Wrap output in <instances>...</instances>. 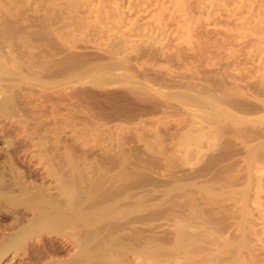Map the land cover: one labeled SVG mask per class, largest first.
I'll return each instance as SVG.
<instances>
[{
    "label": "rangeland",
    "instance_id": "374dc122",
    "mask_svg": "<svg viewBox=\"0 0 264 264\" xmlns=\"http://www.w3.org/2000/svg\"><path fill=\"white\" fill-rule=\"evenodd\" d=\"M2 1L5 2L6 0H0L1 8L3 5ZM49 1L47 0L51 5H49V7L45 6L49 4L45 0L42 1V4L39 2H36V4L32 3V6L34 4V6H38L40 13H38L39 10L36 11L37 13L34 14V16L31 15L32 13L27 14L26 12L25 15L24 13H20L25 20L12 9L5 11L3 8V10L0 8V33L3 32L5 27L7 28L8 24V27H10L13 21H16V24L13 23L12 25L17 26L18 22L20 23L21 21H28L31 23V21L36 20L37 22L35 21L36 25L34 23V26H30L28 23L24 24L26 26L25 32L27 33L29 30L30 34L31 32L32 34L37 32V34L40 35H37L40 41L37 40V37H34L36 39H30V42L25 46L27 50H16L17 52L14 54H17L14 56L16 58L13 57L17 62H15V64H17L16 66L12 59H10L13 62L12 64H14H11L12 66L9 64L11 63L9 60L2 61L3 59H0V64L5 68H10L12 71L13 68H17L18 66L21 76H26L29 72L31 73V71L35 73L38 71L37 73L45 74L44 78L47 77L46 74H48V78L44 80L46 85L41 87H28L25 85L28 84L27 81L19 77L20 82L18 81V83H21V86L20 88H14V93L19 102L17 101L18 104H16L14 110L22 111L21 113L19 112V114L18 111H16V113L13 111L14 114L11 112V118L10 114L9 117L1 116L0 118V170L3 169V167L6 168V166L9 168L11 163L14 164L13 167L16 170L13 168V171L15 170V173H20L19 175L21 176L23 175V181H25L26 185L33 187L40 186L43 188V191H45L46 188L45 192L47 194L50 193L51 199L47 194L45 197L44 194L45 199L48 201L50 199L51 202L56 203L62 202V205L60 204L61 206L64 204V197L56 196V192L59 193V191L62 190L59 189L60 187L58 184L60 181L58 178L66 180L68 176H73V178L77 176L78 178L82 177L81 175H83L84 179H90L89 182L85 180L87 181L86 183L93 182L95 179L96 183H94L95 181L93 182L94 184L92 183L94 187L91 188V190H87L92 197L101 193H106L105 195L107 196L110 193L117 192L119 189L127 191L126 189H128L129 186L136 184L135 186H137V189L132 190L136 192L133 198H139L140 200V198L146 196L149 192L150 194L148 195L150 196L163 198L166 196L164 194L165 192L168 190V192L172 191V188L170 189L168 185L172 183L171 181H173V183L175 179L182 181L181 178H186V176L193 171L195 174H204L206 176L203 175L204 177L201 176L197 178L200 185H203L201 184L203 180L204 184L206 180L208 182L206 178L210 177L209 180L215 178L214 181L216 184L217 182L219 183L217 185L218 187L214 185L215 183L213 180L208 182V186L211 185V187H209L210 189H212V186H215L212 189L213 191L223 186L220 182L226 185L225 183L228 182L225 181L227 180L230 181V185L235 187L233 192L231 191V194H233V196L237 195V190L244 186L241 183L238 185L235 184V186L231 184V182L235 181V179L239 177L238 175H240V173L237 174V176L235 175L236 172L239 171L236 169L239 167L242 170V175V172L245 170L244 167L246 166L243 165L244 156L247 155L246 151L248 152V150H250L248 148H254L256 144H259V141L261 143L263 142L262 140H264V137L259 139L260 136H257L258 138L253 136L261 132L264 134V131L259 130V127L261 129L264 125L258 124V122H251L263 116L256 113L258 116L256 117L253 111L258 110V108L264 111V109H262L264 108V0ZM14 4L12 3L10 5L14 6ZM53 7L56 8L53 10ZM48 10H50L51 15ZM73 15H75V17ZM27 17L29 18L27 19ZM5 18L9 19V22L7 21V26L5 24L7 23L5 22ZM37 19H39V21ZM57 22H59V24ZM63 22L67 23V25L63 24ZM60 23H62V26H60ZM82 24L83 28L80 27ZM75 25H79L81 29ZM27 27L29 29H27ZM13 28L14 27H12V29ZM74 28L75 32L73 31ZM49 30L51 33H55L51 34ZM50 34L52 37L53 35L54 37L57 36L56 39H59V41L62 39L63 42H57ZM73 34H78L82 38L76 35V37L79 38H76L78 41L76 42ZM2 36L3 35H0V38ZM0 40H2L0 41L2 43L3 39ZM13 40L17 44L18 39H10L9 41L13 42ZM19 41L20 40H18V42ZM9 46L11 47V44ZM115 46L121 47L122 50L120 53L111 57L108 50H110V48H115ZM4 47L7 50H4ZM4 47L2 50L5 52H8L9 49L11 50L8 46V48H6V46ZM104 50L108 51V53L106 51L104 52ZM101 55L102 57L99 58ZM92 59H94L93 61L96 60L95 63H97V60H99L98 62L102 61V59L130 62L129 65H131L132 70L129 74L130 78L134 79L133 86L142 88L137 89L138 91L132 90V86L122 85L123 83H120L121 85L117 83L118 86L115 85L116 83H112L107 84V86L95 87L87 82L88 77L72 80L73 76L71 77L70 75L75 73H73V68L76 69L77 67L78 70L84 62L86 66L89 62L88 64L91 66L94 63L91 61ZM4 62L8 63L6 64ZM90 63L92 64L90 65ZM73 64L76 66L73 67ZM117 71L121 70H116L115 72L118 73ZM61 78L62 80L59 81ZM189 78L192 79L189 81V84L192 83L196 85V87L201 86L204 91L208 90L210 91H207L208 93L212 92L213 95L216 94L215 96L223 101H229V112L235 115L238 114V117L242 116V119L237 121L215 120L216 124L220 123L217 126V128H219L216 129L219 132H215L218 134L217 136L212 133L214 130L211 131L212 129H208L206 124H201L202 121L196 118V115L199 113L195 108L188 110L186 107L187 111L185 107L177 101L162 96L168 91L165 92L166 90L160 85L164 83L169 85L174 84L171 86L173 87L172 90L171 87L167 89L173 91L181 87L185 88L187 84L186 81L188 82ZM46 80H48V83ZM178 82L182 83V85ZM192 84H190V87H194ZM126 86H128V89ZM203 86H207V90L204 89ZM196 89L198 90V88ZM202 89H200L201 93L203 92ZM122 90H124L125 93L122 92ZM130 95L134 96L130 97ZM139 103H141V105ZM19 104H21V106ZM162 104L163 106H161ZM150 106L152 108H149ZM239 107L242 108L240 110L244 109L243 111H246V114H239L237 112ZM247 111L251 112L247 113ZM190 112L192 114L195 112L196 114L189 115L191 114ZM201 125L206 127V134L209 133L210 130L212 133L211 136H214H207L209 139L203 140L199 145L200 150H197L194 143H186L182 139L187 136L186 134L189 131L191 133L194 130L193 133L195 132V134H197L198 131L196 132L195 128ZM226 125H229L227 129ZM256 125L258 129H256ZM251 130H253V133H251ZM262 130L264 129L262 128ZM254 132L256 134H254ZM250 134H253L251 138H249ZM8 143L12 146H8ZM224 152L227 154L229 153V158L226 153L224 155L225 157L222 156L223 154L221 153ZM220 156L225 159H222ZM214 159L220 160L215 163L216 160ZM221 160H223V162ZM245 160L247 162V158H245ZM212 161L215 164H213ZM241 164L243 166H241ZM257 164L261 165L262 163L259 162ZM223 165L226 167L227 165L229 166L225 170V166ZM258 165L256 167H258ZM235 166L236 168L234 169ZM203 167L204 169L202 171L201 169ZM51 168L53 169L51 170ZM54 168L56 169L54 170ZM9 169L6 168L5 171ZM231 169L234 171L231 172ZM202 172L204 173L202 174ZM209 172H213V176L214 172L216 174L213 177ZM260 172L264 174V168H260L256 174H260ZM5 174L7 175V173ZM227 175H229V178ZM200 178L202 181H200ZM233 178L235 179L229 180ZM55 179L57 181H55ZM183 180L185 181V179ZM181 184H184V182L182 181ZM83 185L84 184L81 186ZM230 185L229 190L231 189ZM263 185L264 183L262 184L260 202L263 203L261 204L264 209ZM251 188L252 187L249 189L250 194L248 193V197L252 198L254 194ZM72 189L73 188L69 189L70 192ZM205 190L211 192L208 188ZM74 191L77 193L83 190L76 189ZM234 191L236 193H234ZM52 193L55 194H53V196L57 197V200L52 198ZM170 195L173 196V193L167 194L165 199ZM233 196H231L232 198L229 196L230 199L227 203L230 206L233 204L237 205V207L232 206L234 212V210L237 211V209L233 207H240L241 202L239 200L243 198H238L239 196L236 198L235 196L233 199ZM204 197L205 196L200 194L198 196L192 193L189 194V191H186V193L171 198V200L168 199L169 201L164 199V202H161L163 206L161 203L160 205L162 207L158 206L163 210L156 208L157 202L161 199L150 200L151 204L156 202L154 204L156 207L150 206L151 208H148L149 201L147 207L142 209L138 207L137 212H134L136 214L133 216L138 215L137 217H144L147 213L149 215H154L156 214V210H159L158 213L160 211H163V213L161 212L160 215L157 213L159 217L156 216L157 214L154 215L156 218H152L153 220H151V218H149L150 220L143 219L146 224H151L149 227H146L148 226L146 225L144 230V227H140L141 224H144L143 220L142 223L139 222L136 228L140 227L139 230H143V233H148L147 235L151 237L154 235L153 237L155 238L158 236L161 238L162 235L167 238V235H169L168 237L171 240L168 239L172 241L173 237L171 236H173L172 234H174L173 232L175 230L174 224L177 222L174 218L182 220V217L187 215L186 212H184L185 209L187 212L192 210L199 214V217L204 221L209 217L211 218L210 215L213 214L211 210L214 206L208 210L210 208V202L208 200L207 203V199L209 198ZM247 199L250 200V198ZM247 199L243 200L242 205L247 207L248 204H252L251 207L253 208L254 203H251L252 199L250 202L247 201ZM198 200H200L199 202L201 204L197 202ZM205 201L208 206H206L207 204ZM244 201H247V205H245L246 202ZM0 203L2 204H0V211L2 212H0L1 238L4 237L7 232H13V230L10 229L13 219L9 214V208H6L7 204L4 202V204L2 202ZM176 203L179 204V207H177ZM202 204L204 207L206 206L209 208L203 209ZM218 204H223L224 206L228 205L220 202ZM218 204H216V206H218ZM197 205L202 209L198 210V207H196ZM3 206H5L8 211H5ZM139 206L144 207V204ZM164 206H166V209L163 208ZM171 206L175 208L177 213ZM181 206L182 209L184 207L185 209L182 210ZM216 206L215 208L219 209V206ZM189 207L195 208H190V210ZM177 208H180L179 210L183 212L176 210ZM215 208L213 215H216V220H221V217L224 218L225 215L222 206H220L221 209H219L221 213L218 212L221 216H219V218L217 217L219 214L215 212L217 211ZM247 208L251 209L250 206ZM247 208H245V210ZM143 209H147V211H144L145 214ZM232 209L230 208L229 211ZM167 210L170 213L172 210V214ZM200 210H207V213L202 211V215V212L198 213ZM179 212H181L182 217L179 215ZM230 212L229 218L235 216L232 211ZM184 213L186 215H184ZM189 213L190 212H188V214ZM242 213L241 215H247L246 217H249L248 214H245V211ZM148 214L147 216H149ZM177 214L179 217L176 216ZM167 215L173 216H169L171 217L169 219ZM205 215L206 217L209 215V217L205 218ZM166 217L168 219H165ZM215 217L212 216L213 219H215ZM237 217L238 216L232 217L233 220H229L234 222L235 220L237 221V219L240 221L239 218H242L241 216ZM246 217L245 219H247ZM212 218L211 220L209 219L210 221L207 220V222L214 221ZM171 219H173V221ZM180 220H178V222ZM179 223L181 224L182 221ZM3 230L5 231L3 232ZM155 234L158 236H155ZM184 234L186 235L185 230ZM184 234H182V236L186 237L187 235L184 236ZM48 235L49 234H46V236L43 235L42 237V242L45 247L41 246L40 243L38 247L36 241H30L29 244H31L27 250H21L16 255L11 252L7 253L0 261V264H38V261H40L39 264H43L47 261L50 262L55 259L62 260L67 258L68 255L66 251H68L69 247L65 249L64 254L62 251L53 252L55 248L58 249L65 244L68 245L66 243L67 237L55 232ZM52 246H55V248ZM49 257H52V260ZM173 261L179 262L177 259ZM172 263L169 262V264ZM195 263L198 264V261Z\"/></svg>",
    "mask_w": 264,
    "mask_h": 264
},
{
    "label": "bare ground",
    "instance_id": "6f19581e",
    "mask_svg": "<svg viewBox=\"0 0 264 264\" xmlns=\"http://www.w3.org/2000/svg\"><path fill=\"white\" fill-rule=\"evenodd\" d=\"M42 1H44V0H6L5 2L2 1V3H3L2 8L5 11H9L12 9L15 13L19 14L20 16H21L20 13H24V15H25L26 12H27V14L32 13L31 15L34 16V14L37 13L36 11L39 10L38 13H40V9L38 8V6L37 5L34 6V5L36 4V2L37 3L39 2L42 4ZM45 1L47 2V0H45ZM49 2H51V1H49ZM49 2H47V3H49ZM76 2H77V0H76ZM12 3L13 4L16 3L17 5L14 4V6H15L14 7L13 5H10ZM32 3H35V4L32 6ZM81 4H83V3H81ZM49 5H50V3L46 4L45 6L49 7ZM89 5H90V3H89ZM53 6H54V4H53ZM0 8H1V6H0ZM50 8H52V7H50ZM55 8L53 7V10ZM50 10H52V9H50ZM50 10H48L49 13H50ZM3 14H5V13H3ZM50 15H51V13H50ZM73 16L75 17V15H73ZM5 17L8 18L7 16H5ZM21 17H23V16H21ZM28 18L29 17H27V19ZM22 19L25 20L24 17ZM37 20L39 21V19H37ZM7 21L9 22V19H6L5 22H7ZM35 21H31V23H29L28 21H21L20 23L18 22L17 26L12 25L13 23L16 24V21L15 22L13 21V22H11L12 24H10L12 27H14L13 29L11 26L8 27L9 26L8 22L5 23L6 26L8 24V26H7L8 29L5 27V29L3 30L4 27L2 25L3 32L0 33V35H3L0 38V39H3V42L2 43L0 42V59H3L2 61L9 60L11 62L9 64L11 65L13 62L10 59L14 60V58H16V57H14L17 55V54L14 55L15 52H17L16 50L21 51V50H24L25 48H27L25 46H26V44H28L30 42L31 38L36 39L34 37H37V40L40 41V38H38L40 35L37 34V32L36 33L33 32L34 34H32V32L30 34L29 30L27 33L25 32L26 26L24 24L28 23V24H30V26H34V23L36 25V22H37V21L36 22ZM47 22H48V20H47ZM57 23L59 24V22H57ZM5 24H4V26H5ZM61 24L62 23H60V26H62ZM63 24L67 25V23H65V22H63ZM78 24H80V23H78ZM83 24L80 26L81 28H83ZM45 26H46V24H45ZM58 27H59V25H58ZM73 27H74V25H73ZM76 27H79V25H77ZM9 28H11V29H9ZM27 29H29V28L27 27ZM63 29H65V28H63ZM90 29H91V27H90ZM74 30H75V28L73 29V31ZM49 32H50V30H49ZM79 32H80V30H79ZM53 33H55V32H53ZM53 33H51V34H53ZM51 34H50V36L52 37ZM37 35H39V36H37ZM73 35L75 36V38L73 37L74 39L77 38L76 35L81 37L78 34H76V35L73 34ZM48 36H46V37H48ZM56 37H54V35H53L52 38L56 39ZM65 37H66V34H65ZM52 38H50V39H52ZM8 39L9 40L10 39L11 40L12 39H18L20 41L18 42V40H17V44H16V42H14V40L12 42V41H9ZM77 39H79V38H77ZM77 39H76V42H78ZM0 41H2V40H0ZM56 41L58 42L59 39L58 40L56 39ZM60 41L63 42L62 39ZM33 42H32V44H33ZM10 44H11V47L9 46ZM4 46H6V48L10 47L11 50L9 49L10 51L8 50V52H5L4 50H7V49H5ZM3 47H4V50H2ZM25 50H27V49H25ZM28 50H30V49H28ZM121 50H122L121 47L115 46V48H112V49L110 48V50H108V51H109V55L112 57L113 55L120 53ZM105 51L106 50H104V52ZM108 51H106V52L108 53ZM27 55H28V53H27ZM101 57H102V55L99 58H101ZM17 58H19V57H17ZM93 60L94 59H92L91 61H93ZM82 61H84V60H82ZM95 61H93L94 63L92 62L93 65H91L92 63H90L91 66H89V64H88L89 62L87 63V66H86V63L84 62L85 65L81 64V67L80 68L78 67L79 68L78 70H77V67H76V69L73 68V73L74 72L75 73L73 75L72 74L70 75L71 77L73 76L72 80H75V79L78 80L81 77H88L87 82L89 84H91V86L94 85L95 87L96 86L99 87V86H103V85L107 86V84H112V83H116L115 85H117V83L118 84L123 83L122 85L132 86L133 87V88H131L132 90H137V89L142 88V87L133 86L134 85V82H133L134 79L130 78V74H129L130 71L132 70L131 65H129L130 62H121V61H113V60L108 61V59H106V60L102 59V61H100V62H98L99 60H97V63H95ZM15 62H16V60H14V64H15ZM4 63H6V62H4ZM14 64H12V65H14ZM16 65L17 64H15V66ZM75 66L76 65H74L73 67H75ZM116 70H121L123 72L117 71L118 73H116L115 72ZM134 70H136V69H134ZM26 72H28V71H26ZM37 72L38 71H36V73L31 71V73L29 72V74H27L26 76H21L19 74L20 69L18 68V66H17V68L16 67L13 68V71H12V70H10V68L9 69L5 68L2 64H0V118H1V116L2 117L3 116L9 117V114L11 112L14 114V112L16 113V111H18V114H19V112L21 113V111H22V110L21 111L20 110H14L16 104H18L17 101L19 102V100L17 99V96L14 93V88L15 87L20 88V86H21V83H18V81L20 82L19 77L23 78L22 80L27 81L28 84H25V85L28 87H32V86H40L41 87V86L46 85L44 80L48 78V74H46L47 77L44 78L45 74L43 75L42 73H37ZM46 73H48V72H46ZM70 76H69V78H70ZM153 78H154V76H153ZM60 80H62V78L59 79V81ZM70 80H71V78H70ZM163 80H165V79H163ZM191 80L192 79L189 78L188 82L186 81L188 86L186 84L185 88L181 87L182 88L181 89V88L177 87L178 89L174 88L175 90H173V91H169L167 89H169L174 84L169 85L167 83H164L163 85H160L162 83V81H161V83L159 85L164 90H166L165 92L168 91L167 93H165L162 96L166 97L168 99H171V100L173 99V101L174 100L177 101L182 106H184L185 109H186V107L188 110L195 108L196 111H198V113H199L196 115V118H198L202 121L201 124H206V127L208 129H210V130L212 129L211 131L214 130V132H212V133H214L217 136H218V134L215 132L218 131L216 129L219 128V127L217 128V126L220 123L216 124L215 120L216 121L217 120L218 121H229V120L237 121V120L242 119L241 118L242 116L238 117V114H236L237 115L236 116L235 114H232L229 112V101H227V100L223 101L222 99L216 97L215 93H214L215 95H213L212 92H211L212 94L208 93L210 91L207 90V88H208L207 86H206L207 88L205 86H203V87L208 92L204 91L202 89V87L200 86V84H199L200 87H196V85H193L192 83H190V84H192V86L198 88V90L194 87H190L191 85L189 84V81H191ZM47 81L48 80H46V82ZM49 81H51V80H49ZM82 82H83V80H82ZM168 82H170V81H168ZM174 82L177 83L176 81H174ZM22 84H23V81H22ZM179 84L182 85V83H179ZM128 86H126V88ZM48 87H49V85H48ZM108 87H109V85H108ZM123 87H125V86H123ZM172 89H173V87H171V90ZM200 89H202V91L205 93H203V92L201 93ZM214 89H216V88H214ZM124 90H126V89H124ZM124 90H122V92H124ZM160 90H162V89H160ZM157 91H155V92H157ZM133 96L130 95V97H133ZM146 99H148V98H146ZM139 104L141 105V103H139ZM146 104H148V103H146ZM163 104L161 106H163ZM19 105L21 106V104H19ZM164 105H166V104H164ZM211 106H212V109H211ZM149 108H152V107L150 106ZM16 109H17V107H16ZM240 109H242V108L239 107L237 112L239 114L243 115L246 111H243L244 109L243 110H240ZM262 109H264V108H262ZM248 110H250V109H248ZM251 110H252V108H251ZM250 112L251 111H249V112L247 111V113H250ZM194 113L193 114L191 113L189 115H194ZM253 113H255V115L254 114H252V115H254L256 117H258L256 113L263 115V116H260L259 118H257L256 120H252L251 122L252 123L258 122V124L264 125V114H263L264 111L260 110L258 108V110L253 111ZM11 114H10V118H11ZM221 124H222V122H221ZM224 124H225V122H224ZM261 125H259V126H261ZM228 126L229 125H226V129L228 128ZM206 127L201 125L200 127L195 128V131L196 132L198 131L197 134H195V132L193 133L194 130L191 133H190V131L187 132V134H186L187 136L185 138H183L182 140L185 141L186 143H194L196 146V149L200 150L199 145L202 143L203 140H206L212 134L210 132V130H209L210 134L209 133L206 134V132H205V131H207ZM255 127H256V129H258L257 125ZM262 128L264 129V127H262ZM262 128L260 129V127H259V130L264 131V130H262ZM251 133H253V130H251ZM254 134H256V133L254 132ZM251 135H253V134H250V137L248 135V137L251 138ZM212 136H214V135H212ZM253 136L254 137L256 136V138H258L260 136L259 137V139H260L261 137H264V134H263V132H261L260 134L253 135ZM262 141L263 142H261V143L259 141V144L258 145L256 144V146H254V148L251 147V148H248L250 150L247 149L248 152L246 151L247 155H245L247 157L244 156V161H243V165L244 166L246 165V166L244 167L245 170H244V172H242V175H241L242 170L238 167L236 170H239V171H237L235 175L237 176V174L240 173V175H238L239 177L238 178L236 177L237 179H235V178L229 179V180L235 179V181H232L233 183L231 182V184H233L234 186H235V184L238 185L240 183L243 184V186H244V187H241V189L238 187L239 188V190H237L238 193H236L235 192L236 190H235L234 193H236L237 195H234V196L231 193L233 192L235 187L230 185V181H227L226 179H225L226 180L225 182H228V183L224 182L226 185H224L222 182H220V184H222L223 186H221L220 189H217V190L214 189L213 191H212V189L215 186L214 187L212 186V189H210L209 187H211V185L208 186V182L210 180H213V182L215 183L214 185L217 186L219 183L217 182V184H216V182L214 181L215 178L210 179V180H209L210 177L206 178V179H208V182L204 178L207 183L205 182V184H204V180H203V183H201L203 185H200L199 182L197 181V178L203 176L204 175L203 173L205 171L207 172L206 169L204 172H202L203 175H199L197 173H196L197 174L196 175L195 172L193 171L195 169L192 170L194 173L192 171H190L192 173L188 174L186 176V178H181V180L184 182V184H181L182 181H178L177 179H175L176 181L174 180V183H173V181H171L172 183L168 184V185L170 186V189L172 188V191L168 192L169 191L168 190L164 194L167 196V194L173 193V196L170 195L171 197L169 196L167 199H165L166 196H164L163 198H158V196L155 197L152 195L150 196V195H148V194H150V192L147 193L146 196L140 198V200H139V198L135 199V198H133V196L135 197L136 192H134L132 190L137 189L136 188L137 186H135L136 184L129 186L128 189H126L127 191L119 189L117 192H113L110 194L107 193V194H109V195H107L108 197L105 195L106 193L105 194L101 193V194L95 195V197H92L90 195V193L87 192V190L88 189L91 190V188L94 187L93 184L96 183V181L94 179V181H95V182L93 181L94 183L92 181L90 183H86L87 181H85V180H88V179L87 178L84 179L83 175H81L82 177H78V178H77V176L74 178H73V176H68V177L66 176L67 177L66 180L65 179L63 180V178L62 179L58 178V180L60 181L58 186L60 187L59 189L60 190L62 189V190L59 191V193L56 192L57 193L56 196H58V197L63 196L64 197V204H63V206H61L62 202L56 203V202L50 201V199H51L50 195H49L50 193L47 194L45 192L46 188H45V191H43V188L40 186L39 187L38 186L33 187V186L26 185L25 181H23V175L21 176V175H19L20 173H18V174L15 173L14 171L16 169L13 167L14 164H12V163L10 164V162H9V164H10L9 168L10 169L6 166V168L9 170L5 171V169H6L5 167H3V169L5 168L4 170L3 169H1L2 171L0 170V202L6 203L7 204L6 208H9L8 209L9 214L12 216V219H13V222L10 226V229L13 230V232L11 231L9 233L7 231H10V230H7L6 231L7 234H5L4 237H1L2 239L0 238L1 239L0 240V261L9 252L16 255L21 250L22 251L27 250L29 248V245L31 244V243L29 244L30 241H36L37 245L40 243L41 246L45 247L43 242H42L43 235L46 236V234L50 235V233L55 232V233L62 234L65 237H67L66 243L68 245L65 244L63 247H59L58 249L55 248V246H52L53 248H55V249H53V252L62 251L64 254L65 249H67V247H69L70 250L68 249V251H66L67 253L65 252L68 256H67V258L62 259V260L61 259L60 260L55 259L56 260L55 261L53 259L54 261H50V262L49 261L45 262L46 260L44 259L45 261H43V262H45V263L42 262L43 264H169V262L172 263V261L174 259L175 260L177 259L179 261V262L175 261L176 263L173 261L174 264H178V263H180V264H185V263L186 264H193L197 261H198V264H199V262H200V264H264V209L262 206L263 203L260 202V195L262 193V184L264 183L263 182L264 174L263 173L261 174V172H260L261 175L256 174L260 168H264V140H262ZM8 146H10V144ZM196 151H194V152H196ZM225 153L226 152L221 153V154H223L222 156H224ZM228 154H227V157H228ZM224 157H221V158L225 159ZM215 158H217V157H215ZM245 158H247V162H246ZM214 160H216V159H214ZM219 160L220 159H217L215 161V163ZM221 161L223 162V160H221ZM259 162H261L263 164V166H262V164L258 165L257 163H259ZM215 163L213 162V164H215ZM244 163H246V164H244ZM243 165L241 164V166H243ZM257 165H258V167H256ZM3 166H4V164H3ZM223 166H225V165H223ZM228 166L229 165H227V167ZM227 167L225 166V170ZM232 167H233V165H232ZM13 168L15 169L14 171H13ZM235 168H236V166L234 167V169ZM52 169L53 168H51V170ZM55 169L56 168H54V170ZM203 169H204V167L201 170L203 171ZM54 170H53V172H54ZM49 171H48V173H49ZM208 171H209V169H208ZM214 171H216V170H214ZM227 171L229 172L228 169H227ZM232 171H234V170L231 169V172ZM197 172H199V171H197ZM5 173H7L8 176ZM217 173H218V171H217ZM54 174H53V176H54ZM209 174L212 175L213 172H209ZM215 174L216 173L214 172V176H215ZM55 175H58V174H55ZM62 175H64V174H62ZM85 176H87V175H85ZM213 177H211V178H213ZM227 177L229 178V175H227ZM183 179H185V181ZM89 180H88V182H89ZM91 180H93V179H91ZM106 180H107V178H106ZM55 181H57V180L55 179ZM200 181H202L201 178H200ZM217 181H219V180H217ZM82 184H84V185L81 186ZM229 185L231 186L230 187L231 189L233 187L232 190L231 189L229 190ZM250 187H252L251 190L253 191V194H254L253 196L251 195L252 198L248 197V193L250 192L249 191ZM71 188H73V189L70 192L69 189H71ZM207 188H208V190L210 189L209 191H211V192H208L207 190H205ZM76 189H78V190L81 189L83 191H81V192L78 191L79 193L78 192L75 193L74 190H76ZM66 190H69V191H66ZM186 191L187 192L189 191V194L192 193L193 195H196V196H198L200 194L202 196H205L206 198L208 197L209 199H207V203L209 200V202H210L209 207L210 208L206 207V206H208L206 201H205V203L207 205L204 207L202 204V206H203V209L209 208L208 210H210L212 208V206H214L211 210L213 212V214H214V208H215L216 204H218L219 202L228 204L227 202H229V199H230L229 196L230 197L233 196V199L235 196H236V198L238 196H239L238 198H243L240 200L235 198L236 200H239L241 202V205L243 203V200L244 199L246 200L247 198H250V200L252 199L251 203L253 202L254 204H253V208L251 207L252 204L251 205L248 204L247 207L250 206L251 209L247 208L244 205H242V206L240 205V207L238 206V208L233 207L234 209H237V211L234 210V212H233L232 206L237 207V205L233 204L232 206H230L228 204V205L224 206L223 204L222 205L218 204V206L219 205L222 206L223 213H224L225 217L223 218L220 216L219 213H221V210H219V209H221V208H220V206L219 207L216 206L219 209L215 208V210H217L215 212L216 213L219 212L218 213L219 215L217 214L218 215L217 217L219 218V216H220L221 220L220 219L216 220V217H215L216 215L215 216L213 214L210 215L211 214V212H210L209 215L211 216V218H212V216L215 217V219L212 218V220H214V221H211V222H209L211 220L209 215L207 216L209 218L206 217L207 214L204 216L205 218H207L206 221H204L202 218L199 217V214L195 213L194 211H192L190 209V208H195V207H189V209L191 210V211H188V212H190L189 214L184 207L183 208V209H185L184 212H186L187 215L184 213V215H186V216L182 217L181 212H179L180 213L179 215L182 217V220H180L176 217V216L179 217L178 214L175 216L177 219L174 218V220L175 221L177 220V222L175 223L176 225L174 224L175 230L173 229L174 234H172L173 236H171V237H173L172 241H170L171 239L168 237L169 235H167V238H165L166 236H163V235L160 238L157 234H155V236L159 237V238L158 237L155 238V237H153L154 235L151 237L150 235H147L148 233L147 234L143 233V230L145 229L146 225H148L146 227H149V225L151 226V224H146L144 220H148L149 218H151V220H153L152 218L155 219L156 217L154 215H156L159 210L158 211L156 210L157 212L155 211L156 214H154V215H152V214L149 215L147 213L149 215V216H147V214H146L147 217L145 215H144V217L143 216L137 217L138 215L133 216L136 214L134 212L135 211L137 212L138 207H141V209L145 208V207H147L148 202L150 200L153 201V199H155V200L161 199V200H159V202H157V204H156L157 207L154 205L156 202L152 203L153 204L152 205L151 201H150V203L148 205L149 206L148 208H151L154 206L156 208H159V207L163 206L162 203L164 202V199L169 201V200H171V198H174L176 196H179L181 194L186 193ZM252 191H251V194H252ZM96 193H99V192H96ZM44 194H45V197H46V194H47V196H49V198H50L49 201L45 199ZM53 194L54 193H52V196H53ZM52 198L56 199L57 197L53 196ZM250 200L247 199V201H249V202H250ZM175 201H177V200H175ZM199 201L200 200H198L197 202H199ZM247 201H244V202H246L245 205H247ZM160 203L162 206L160 205ZM6 204H5V206H6ZM142 204H144V207L139 206ZM198 205L196 207H198ZM5 206H3V207L5 208ZM177 207H179V204H177ZM229 207L232 209L230 211H232L235 214V216H238V217L241 216L242 217V218H239L240 221H238V219H237V221L235 220L234 222L230 221V220H233L232 217H235V216H232V214H233L232 213L231 214L232 217L229 218V215H230L229 214V212H230ZM6 208L4 210L8 211ZM163 208L166 209V206H164ZM245 208H247L248 210L247 209L245 210ZM159 209L163 210L161 208H159ZM179 209L177 208L176 210H179ZM181 209H182V206H181ZM197 209L199 210L202 208L198 207ZM145 210L147 211V209H145ZM145 210L143 209V212ZM173 210L175 211V208H173ZM182 210H179V211H182ZM193 210H195V209H193ZM174 211H173V215H174ZM202 211L200 210V212H198V213H201ZM243 211H245V214L249 215L248 218L246 217L247 215L246 216L241 215V213ZM152 212H154V211H152ZM161 212L163 213V211H160L158 214L160 215ZM203 212H202V215H203ZM204 213H207V210ZM223 213H222V215H223ZM144 214H145V212H144ZM158 214L156 215L157 217H159ZM170 214H172V210H171ZM142 215H143V213H142ZM173 215H169V216L172 217ZM152 216H154V217H152ZM169 216L167 215V217H169ZM164 217H165V215H164ZM167 217L165 219H168ZM171 217H169V219ZM245 217L247 219H245ZM142 220L144 221V224H141ZM171 220L173 221V219H171ZM178 220L182 221V223L180 224L179 223L180 221L178 222ZM207 220H209V221L207 222ZM139 222H141L140 227L141 228L144 227L143 230H139L140 229L139 226H138L139 228H136V226L139 224ZM177 223H179V224H177ZM184 230H185V233L187 236L184 234ZM4 231L5 230H3V232ZM149 233H150V231H149ZM168 234H170V233H168ZM182 234H184V236H186V237H183ZM51 242H52V240H51ZM51 245H53V244H51ZM34 247H36V246H34ZM38 247H39V245H38ZM47 252H49V251H47ZM50 259H47V260H50ZM39 262L40 261H38V264H39Z\"/></svg>",
    "mask_w": 264,
    "mask_h": 264
}]
</instances>
